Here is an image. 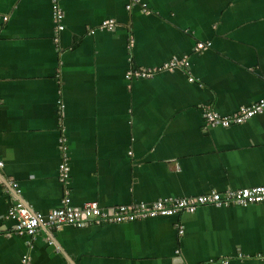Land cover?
Instances as JSON below:
<instances>
[{"label":"crops","instance_id":"obj_1","mask_svg":"<svg viewBox=\"0 0 264 264\" xmlns=\"http://www.w3.org/2000/svg\"><path fill=\"white\" fill-rule=\"evenodd\" d=\"M129 1L0 0V264H264V202L13 233L16 203L46 213L64 196L112 208L264 186V110L226 128L202 117L264 99V0ZM174 58L186 66L125 77Z\"/></svg>","mask_w":264,"mask_h":264},{"label":"built area","instance_id":"obj_2","mask_svg":"<svg viewBox=\"0 0 264 264\" xmlns=\"http://www.w3.org/2000/svg\"><path fill=\"white\" fill-rule=\"evenodd\" d=\"M135 3V0H130L127 8ZM53 15L55 20L60 22L63 19L62 12L54 5ZM6 20V17H3ZM101 27L111 29L113 23L111 21L102 22ZM57 30L62 31L63 26L59 25ZM210 43H197L195 49L201 50ZM185 59H172L159 68H139L128 70L125 77L131 79H150L156 72L162 70H171L186 66ZM189 78V81H192ZM61 108V106H60ZM264 99L251 104L250 106L240 108L236 113L230 116H221L216 112L204 109L202 117L206 124L229 127L234 124H241L250 119L254 115L263 112ZM60 149L65 150V140L60 138ZM3 167L0 161V169ZM60 179H67L68 164L64 157L59 164ZM0 176V180H1ZM11 188L16 189L17 185L10 181ZM16 193L19 190L15 191ZM264 202V186H254L251 188L226 190L224 192L210 191L207 194L191 196L187 198H165L153 202H142L138 204L119 205L112 208H102L96 202H87L82 206L75 207L70 203V199L64 196L61 200V205L51 209L46 213L30 212L25 206L20 203L8 211V218L13 220V233L18 236H29L33 238L38 229L43 227L47 230L60 228L61 226H72L74 228H82L90 225L101 224H122L157 217L176 216L182 213H193L198 206L211 205L215 207H223L229 205L247 206L260 204ZM181 232V231H180ZM26 256L23 261H26Z\"/></svg>","mask_w":264,"mask_h":264}]
</instances>
